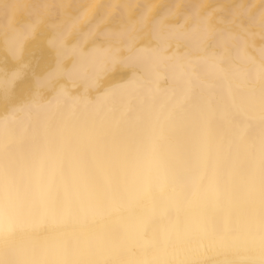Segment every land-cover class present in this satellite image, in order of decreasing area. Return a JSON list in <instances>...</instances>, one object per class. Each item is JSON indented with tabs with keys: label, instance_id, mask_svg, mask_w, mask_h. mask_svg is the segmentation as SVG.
Wrapping results in <instances>:
<instances>
[{
	"label": "bare ground",
	"instance_id": "1",
	"mask_svg": "<svg viewBox=\"0 0 264 264\" xmlns=\"http://www.w3.org/2000/svg\"><path fill=\"white\" fill-rule=\"evenodd\" d=\"M0 264H264V0H0Z\"/></svg>",
	"mask_w": 264,
	"mask_h": 264
}]
</instances>
